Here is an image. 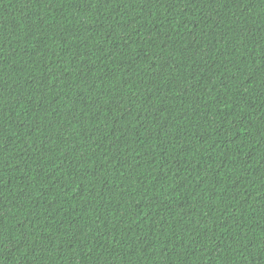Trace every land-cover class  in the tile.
Instances as JSON below:
<instances>
[{
	"label": "trees",
	"instance_id": "trees-1",
	"mask_svg": "<svg viewBox=\"0 0 264 264\" xmlns=\"http://www.w3.org/2000/svg\"><path fill=\"white\" fill-rule=\"evenodd\" d=\"M0 264H264V0H0Z\"/></svg>",
	"mask_w": 264,
	"mask_h": 264
}]
</instances>
